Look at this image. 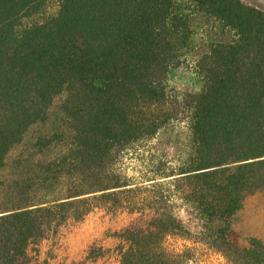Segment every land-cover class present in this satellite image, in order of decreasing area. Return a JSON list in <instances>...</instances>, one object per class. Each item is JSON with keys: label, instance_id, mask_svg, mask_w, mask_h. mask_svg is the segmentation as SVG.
<instances>
[{"label": "trees", "instance_id": "16d2710c", "mask_svg": "<svg viewBox=\"0 0 264 264\" xmlns=\"http://www.w3.org/2000/svg\"><path fill=\"white\" fill-rule=\"evenodd\" d=\"M256 193L259 5L0 0V264H28L31 245L98 208L133 216L118 264H198L179 240L264 264L260 241L229 238Z\"/></svg>", "mask_w": 264, "mask_h": 264}, {"label": "rangeland", "instance_id": "374dc122", "mask_svg": "<svg viewBox=\"0 0 264 264\" xmlns=\"http://www.w3.org/2000/svg\"><path fill=\"white\" fill-rule=\"evenodd\" d=\"M259 5L264 9V0H242ZM197 32L200 30L196 28ZM201 35L197 36L200 44ZM199 41V42H198ZM181 78L175 79L183 88L190 86L186 73L181 71ZM135 175L134 172H128ZM133 218L130 214H112L101 208L93 210L79 222H68L56 233L31 245L28 250V264H118V240L116 233L124 228ZM184 219V218H183ZM192 231L196 224L188 223ZM229 238L237 246L244 247L250 239L264 244V193H256L248 197L242 209L234 217ZM180 246L187 244L198 250V264H224L219 253L200 244L189 241H176Z\"/></svg>", "mask_w": 264, "mask_h": 264}]
</instances>
